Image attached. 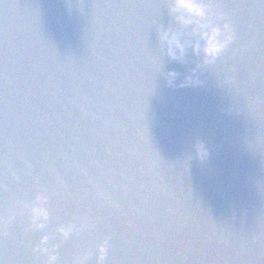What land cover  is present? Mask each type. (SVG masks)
Listing matches in <instances>:
<instances>
[{"label": "water", "instance_id": "obj_1", "mask_svg": "<svg viewBox=\"0 0 264 264\" xmlns=\"http://www.w3.org/2000/svg\"><path fill=\"white\" fill-rule=\"evenodd\" d=\"M209 2L235 39L203 64L160 55L167 0H0V264L45 233L56 264H264V0Z\"/></svg>", "mask_w": 264, "mask_h": 264}, {"label": "clouds", "instance_id": "obj_2", "mask_svg": "<svg viewBox=\"0 0 264 264\" xmlns=\"http://www.w3.org/2000/svg\"><path fill=\"white\" fill-rule=\"evenodd\" d=\"M167 7L172 23L161 25L157 29L158 48L162 57L184 63L190 50L193 55L200 56L202 54L203 64H211L235 39L232 23L226 20L224 12L218 6L214 7L209 0H167ZM195 71L192 69V74L185 76L179 85L174 84L179 75L176 71L169 70L164 75L169 85L184 87L201 83L196 78ZM192 156L199 160L207 158L208 149L203 141L192 144L189 158ZM48 200V194L44 190L38 189L31 202L25 206L29 214L30 226L35 229H44L48 223L50 216ZM73 231L74 226L71 223L59 225L56 228V232L65 239ZM109 239L108 236H105L95 245L97 264H104L108 257ZM49 240V234L45 233L32 251L45 258L43 264H56V245L49 246ZM90 254L75 255L72 264H85Z\"/></svg>", "mask_w": 264, "mask_h": 264}]
</instances>
